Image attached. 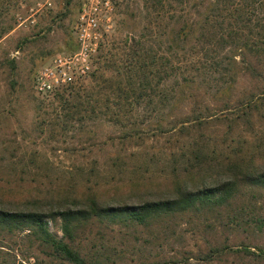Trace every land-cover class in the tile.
Returning a JSON list of instances; mask_svg holds the SVG:
<instances>
[{"label": "trees", "instance_id": "1", "mask_svg": "<svg viewBox=\"0 0 264 264\" xmlns=\"http://www.w3.org/2000/svg\"><path fill=\"white\" fill-rule=\"evenodd\" d=\"M122 13L127 33L106 41L118 51L108 53L118 54L116 75L99 76L102 87L86 95L90 111L124 118L122 143L149 121L159 132L175 128L185 102L183 129L216 121L224 130L189 145L186 165L162 181L71 191L46 207L42 197L0 188V264H264V155L243 156L264 139L255 119L264 109V0H125ZM3 21L0 36L13 29ZM5 61L13 74L15 60ZM80 90L74 84L54 95L61 107L80 110ZM222 145L233 157L214 155ZM90 226L95 239L83 251L77 239ZM184 226L201 234L195 249Z\"/></svg>", "mask_w": 264, "mask_h": 264}, {"label": "rangeland", "instance_id": "2", "mask_svg": "<svg viewBox=\"0 0 264 264\" xmlns=\"http://www.w3.org/2000/svg\"><path fill=\"white\" fill-rule=\"evenodd\" d=\"M77 1L69 0L66 5V0H51V5H47L42 0H0V18L13 26L0 36V188L15 192L17 197H42L46 199L45 207L52 202L51 197L71 191L88 193L128 182L162 181L173 169L186 165L189 145L198 138L211 142L224 130L223 123L216 121L193 132L183 129L181 121L190 116V105L185 102L173 118L177 123L175 128L168 130L165 126L164 131L159 132L153 122L152 125L150 121L137 124L141 130L131 133L133 137L122 143L119 138L124 135L126 120L106 118L101 108L95 112L97 114L90 111L92 105H89L92 102L94 105V99L87 100L86 95L95 85H102L97 80L99 76L116 75L112 59L118 54L112 58L108 53L118 51L110 50L113 45L106 41H118L127 33L122 24L125 0L118 10L113 30L92 59V73L96 77L91 73L75 84L83 97L80 110L61 107L55 93H36L33 79L39 68L55 53L75 46L72 29ZM5 58L15 60L13 74L9 75ZM11 81L16 83L15 89L10 87ZM70 95L66 97L72 100ZM255 119L256 125L264 130V109ZM134 120L132 116L130 121ZM138 121L145 119L140 117ZM234 152L231 146L227 149L222 145L214 155L226 159L233 157ZM252 155H264V139H255L250 151L243 156ZM48 226L52 232L62 235L58 223L48 220ZM95 233L96 228L90 226L77 239V245L88 251ZM200 235L190 229L185 233L190 248L195 249L201 243ZM111 237L114 244L118 242L117 235Z\"/></svg>", "mask_w": 264, "mask_h": 264}, {"label": "built area", "instance_id": "3", "mask_svg": "<svg viewBox=\"0 0 264 264\" xmlns=\"http://www.w3.org/2000/svg\"><path fill=\"white\" fill-rule=\"evenodd\" d=\"M42 1L51 5V0ZM79 2L72 29L77 49L60 51L39 68L34 78V89L40 95H50L74 85L92 72V59L113 30L123 0Z\"/></svg>", "mask_w": 264, "mask_h": 264}]
</instances>
